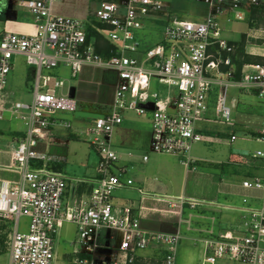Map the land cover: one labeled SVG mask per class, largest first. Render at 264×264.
Listing matches in <instances>:
<instances>
[{"label":"built area","instance_id":"obj_1","mask_svg":"<svg viewBox=\"0 0 264 264\" xmlns=\"http://www.w3.org/2000/svg\"><path fill=\"white\" fill-rule=\"evenodd\" d=\"M57 1L13 2L32 14L36 31L33 35L0 34V120L10 113L26 127L11 151L9 165L20 180L0 184V217L14 222L8 264H53L54 238L63 222L77 228L81 251L75 250V254L85 255L78 264H137L138 252L150 247L164 252L160 264H176L179 229L174 233L149 231L141 227L129 208H114V192L132 187L133 181L124 179L127 169L119 165L111 141L113 132L123 123L122 112L148 114L152 122L150 153L179 158L182 165L190 167L194 163L193 146L208 142L197 132L196 124L206 119L212 94L214 120L225 124L234 123L230 89L256 91L264 103V66L243 65L237 80L233 56L238 47L222 37L217 22L219 17L230 14L244 21L243 10L250 13L253 8L264 7V2L196 0L208 5V15L202 22H191L172 18L165 11L166 4L159 0H100L93 19L106 26L99 32L116 48V54L104 60L95 53V42L87 40L86 22L53 14L52 5ZM163 17L167 20L162 42L144 47L136 32L146 25L155 26ZM247 39L264 42V29H250ZM19 56L35 71L31 103L16 101L8 88L14 59ZM60 67L69 69L75 79L85 69L115 74V82L108 85L112 90V101L106 105L108 112L93 119L83 131L98 155L94 178L77 181L79 185L91 186L90 193L87 200L79 193L75 207L65 214L62 207L67 179L50 171L48 165L66 159L51 155L47 148L40 149L46 145L45 139L53 127L71 128L55 116L78 110L76 98L70 97L71 90L58 94L65 88V81L43 74L44 70ZM152 79L176 89L177 94L152 93ZM150 103L153 111L142 107ZM257 139L264 143V125ZM236 140L232 135L230 142ZM251 156L264 162L262 151ZM143 160L147 161L148 156ZM242 187L259 193L261 206L239 209L244 213L242 226L206 240L201 264H264V175L243 180ZM178 202L180 213L185 203L192 209L197 205L187 200ZM22 217L28 219L25 232L19 230ZM104 229L122 236L119 248L111 254L101 251L99 239Z\"/></svg>","mask_w":264,"mask_h":264},{"label":"crops","instance_id":"obj_2","mask_svg":"<svg viewBox=\"0 0 264 264\" xmlns=\"http://www.w3.org/2000/svg\"><path fill=\"white\" fill-rule=\"evenodd\" d=\"M16 1L18 0H0V34L3 32H11L33 35L36 31L34 17L26 9L22 12L18 11L12 4ZM99 1L58 0L52 5V12L55 15L88 23L93 20V12L98 7ZM262 1L264 2V0ZM164 3L168 8L169 4ZM262 8L264 9V7ZM254 21L250 12L249 24L254 23ZM250 29L255 28L250 26L249 31ZM248 33L243 36L241 41L235 42L229 40V42L235 44L237 47L239 45L243 46L244 52L248 56V63L245 65L264 66V42L247 39ZM161 37L162 39L159 41L162 42L163 33ZM142 44L144 47H150L144 43ZM250 47H253V50ZM236 54L237 51L233 57ZM17 59L26 63L24 57H16L14 69L17 66L16 64L20 62L16 61ZM26 66L28 65L26 64ZM96 72H100V78L98 79L95 78ZM109 75L112 81L106 82L104 79ZM29 80L30 76L27 77V81H25L24 77H21V80L18 81L21 88L20 93L23 95L32 93V84ZM77 82L81 86H86L79 88L75 92L78 110L96 115L97 117L108 112L109 108L106 105L112 101V90L108 85L115 82V74L113 72L100 70L91 72L85 69L84 73L77 79ZM9 90L16 100L18 93L10 88ZM232 90L240 91L241 94H234V97L231 100L229 99L234 123L225 124L214 120L215 94H212L209 100V110L206 119L196 124L197 132L208 141L202 142V144L209 146V148L202 149L201 152L194 150L192 152L194 163L188 168L164 158L167 155L150 153V130H144L143 125L139 123V119L142 116L132 112L138 119L123 118V123L115 128L111 140L113 149H116L115 151L120 159L119 165L127 169L124 179L132 180L133 185L130 188H121L114 192L113 205L115 209L122 210L123 208H129L131 214L139 220L143 229L174 233L179 229L177 227L178 224L180 225L182 222L181 216L183 210L181 213L179 212L178 200L192 201L197 203L196 207L200 204L204 206V209L211 212L220 213L224 210L238 211L237 213L240 214V217H233V224H230L232 228L236 226V222L238 224L242 223L244 216V213L237 208L236 201L239 200L242 202V206L244 205L241 209L261 206L260 194L244 189L242 187V181L247 178L264 175V162L254 159L251 156L254 152H247L241 145L238 147H233V145L239 140H249L250 138L255 139L259 143L262 142L257 139L258 136L256 135H258V132L264 125V103L262 106L259 102L260 99L256 95V91H242L237 88H232ZM103 97L108 98H106V102H104ZM145 119L151 122L149 115ZM91 121L84 123L90 125ZM73 127L66 128L73 129L70 131L72 138L76 139L79 136H85V131L83 132V130ZM62 128L64 127H53L45 139L46 145L50 144V146L41 145L40 149L44 150L47 148L51 155L63 156L66 159L65 162H52L48 165L50 171L61 174L67 179L68 189L63 199L62 207V213L65 214L68 209L75 207L79 193H82L84 199L87 200L91 186L79 185L77 181L85 179L90 181L94 178L98 159L96 166L90 170L86 168L84 176L82 177L66 174L62 165L68 162V143L63 141L64 138L60 135H57V133H60L57 129ZM252 128L254 131H250ZM25 131V125L24 127H20L19 123H16L14 127L4 125L0 129V184L2 181L14 183L20 180V175L15 171H11L9 165L11 163V151L24 136ZM250 133L256 135L251 137ZM232 135L237 137V140L233 143L230 142ZM225 146L233 147L229 155L223 149ZM145 156H148L147 161L143 160ZM199 164L206 171L204 174L196 173V168L199 167ZM193 179L205 182L206 189L202 196H198L194 191H190L189 184ZM187 205L190 207L188 203H185L183 208ZM64 223H62L59 229L62 228ZM239 227L240 225H238ZM228 229L222 227L220 232L228 231ZM121 241V234H119V241L115 245H110V240L100 236L99 243L101 251L105 254L116 252ZM152 250L151 252L146 250L139 251L137 254V264H160L164 252L159 249ZM153 252L157 253L154 255ZM153 255L156 257H153ZM6 258L8 264L9 253H7ZM185 264L197 263L194 260H190Z\"/></svg>","mask_w":264,"mask_h":264},{"label":"rangeland","instance_id":"obj_3","mask_svg":"<svg viewBox=\"0 0 264 264\" xmlns=\"http://www.w3.org/2000/svg\"><path fill=\"white\" fill-rule=\"evenodd\" d=\"M169 4L168 8L165 10L172 18L180 20V21H191V22H202L208 15L209 7L206 4L198 2L196 0H161ZM18 11H23L24 8L16 7ZM27 11V10H26ZM245 13V20L238 21L234 18L233 14H230L226 17H219L217 19L218 26L221 31L222 37L226 40L230 41H241L243 36L248 33L249 27H254L256 30L264 28V25L260 24L259 19L254 23L249 24V12L247 9L243 10ZM166 18L160 19L158 22H155V26L151 27L146 25V27L138 32H136V37L141 43L145 45H149L150 47H154L161 43L159 41L162 39V33L164 30V26L166 25ZM230 20V21H228ZM250 25V26H249ZM262 26V27H261ZM159 41V42H158ZM253 50V47H250ZM16 61H20L16 64V68L11 72L8 77V87L16 91L17 98L16 101L22 103H31V93L28 95L21 94L20 84L18 81L21 80V77L27 81V77L30 76V82L33 84L35 71L33 67L26 66V63L17 59ZM26 62V60H25ZM17 63V62H16ZM15 64V59H14ZM44 75L55 76L56 78L65 81V88L60 92L67 93L68 90L72 88L78 90L81 86L78 84L77 79L73 78L71 71L66 68H57L52 70H44ZM100 72H96L95 78H100ZM27 76V77H26ZM106 82H111L110 75L104 79ZM150 91L152 93L166 95L167 92L172 95H176L177 91L174 88L168 89V87L161 85L158 80H151ZM20 93V94H19ZM240 94V91L237 90H229V99L233 98V95ZM214 95V94H213ZM241 95V94H240ZM165 97V96H164ZM214 97V96H213ZM104 98V102H106V98ZM108 99V98H107ZM214 99V98H213ZM261 105L262 101L259 100ZM242 103V102H240ZM263 106V105H262ZM264 107V106H263ZM88 112V111H86ZM122 117L125 119H138L136 115L132 112H122ZM55 118L59 121L64 122L65 124H70L73 128H78L83 131H86L87 125L84 122H89L90 120L96 119L97 116L81 112L80 110L69 113V112H59ZM145 118H148V114L142 116L139 119V123H141L144 130H150V136L152 133V122H148ZM11 122V123H10ZM16 123L20 124V127H24L23 122L17 120L9 113L3 115V119L0 120V129L4 127V125H11L14 127ZM60 128V127H59ZM71 130L73 129H57V135H60L66 143H68V162L62 165L64 172L66 174H71L73 176L82 177L84 176L85 170L93 169L96 166L98 155L96 151L92 148L90 143L88 142L86 136H79L76 139L71 137ZM250 131H254L252 128ZM251 134V137L256 134ZM112 141V140H111ZM242 146L247 152H256L258 150L264 152V143H259L255 139L250 138L249 140H239L237 143L233 145V147ZM64 146V145H63ZM66 147V146H64ZM233 147H224L227 155L232 152ZM209 146H206L202 143H197L193 146L192 152L194 150L201 152L202 149H208ZM116 150V149H115ZM168 160L174 161L177 164H181L179 158H174L173 156H166ZM179 159V160H178ZM180 162V163H179ZM181 166V165H180ZM199 166V167H198ZM198 168H196L197 174H204L206 171L199 164ZM126 180V179H125ZM190 191H194V193L198 196H202L205 193V182L202 180H194L189 184ZM160 192V191H159ZM237 208L241 209L242 206L241 201H236ZM238 211L230 210V211H221L220 213L211 212L207 209H204V206L198 205L196 208H191L188 205L183 208L182 213V222L180 225L178 224L179 233L181 237V242L177 247L176 251V264H185L190 260H194L197 264H201L204 259L205 252V241L210 240L213 236H218L221 228H229L231 229L233 224V217H240ZM214 219V220H213ZM229 222V223H228ZM235 222V220H234ZM13 219H6L0 217V264H7V253L9 252V242L11 235L13 234ZM236 226L231 230H236L238 225L242 226V223H235ZM28 226V219L25 217L20 218L19 221V230L25 232ZM228 229V230H229ZM213 235H210V233ZM100 236L102 238H107L110 240V245L117 243L119 241V233L114 230L104 229L101 230ZM78 235L77 228L74 224L65 222L61 229L58 230L57 235L54 238V247L56 253V260L53 264H78V261L83 259L78 254H75V250L81 251V246L78 245ZM183 244V245H182ZM182 245V246H181ZM153 247L146 249V251H153ZM142 252V251H141ZM157 253V252H156ZM156 253L153 252L155 255ZM153 257H156L154 256ZM99 262V258L96 259V263Z\"/></svg>","mask_w":264,"mask_h":264},{"label":"trees","instance_id":"obj_4","mask_svg":"<svg viewBox=\"0 0 264 264\" xmlns=\"http://www.w3.org/2000/svg\"><path fill=\"white\" fill-rule=\"evenodd\" d=\"M252 17L256 21L259 19L260 24L264 25V9L261 8H253L251 10ZM106 29V26L98 23L94 19L86 24V34H87V40L94 41L95 42V53L102 57L104 60H108L112 56L116 54V48L114 45H111L104 36L99 32L104 31ZM233 63L236 68V75L235 78L238 80L240 79V71L242 70L243 65L248 63V56L244 52L243 46L239 45L237 49V54L235 57H233ZM258 136V135H256ZM81 258H85V255H80Z\"/></svg>","mask_w":264,"mask_h":264},{"label":"water","instance_id":"obj_5","mask_svg":"<svg viewBox=\"0 0 264 264\" xmlns=\"http://www.w3.org/2000/svg\"><path fill=\"white\" fill-rule=\"evenodd\" d=\"M75 92H76V89L72 88L71 91H70V97H71V98H75ZM142 107H143L145 110H147V111H153V109H154V106H153L152 103L147 104V105H143Z\"/></svg>","mask_w":264,"mask_h":264}]
</instances>
